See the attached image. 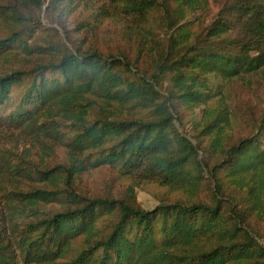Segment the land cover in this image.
Masks as SVG:
<instances>
[{"label":"trees","instance_id":"1","mask_svg":"<svg viewBox=\"0 0 264 264\" xmlns=\"http://www.w3.org/2000/svg\"><path fill=\"white\" fill-rule=\"evenodd\" d=\"M208 1L103 2L98 14L130 19L120 32L135 41L131 56L87 43L83 24L62 36L43 27L45 0H0V59L19 49L22 61L0 71V129L35 130L68 154L53 167L7 164L53 189L13 192L31 214L0 216V264H264V108L228 141L232 112L224 96L211 103L210 83L264 71V0H214L210 24L195 23ZM39 30L50 33L32 46ZM201 106L194 144L176 124ZM104 165L181 195L146 209L132 187L79 194L75 178ZM50 202L59 206L39 208Z\"/></svg>","mask_w":264,"mask_h":264},{"label":"rangeland","instance_id":"2","mask_svg":"<svg viewBox=\"0 0 264 264\" xmlns=\"http://www.w3.org/2000/svg\"><path fill=\"white\" fill-rule=\"evenodd\" d=\"M103 2L106 3V0H91L88 7L85 4L79 5L80 2L77 0L72 3H69L68 0H62L58 9L52 11L50 10L51 7L48 10L49 0H45L40 11L41 24L43 27L55 28L61 36L64 28L72 30L83 24L85 25L84 28L89 30L87 32L82 31L84 32L82 35H86L87 43L97 45L104 52L115 51L118 45H122L127 48L128 54L132 56L135 50V41L125 34L127 38L132 40L127 45L124 35H121L120 32L123 30L122 25H128L130 19L122 16H106L105 13L98 14V6ZM206 8L205 13L197 12L191 19L200 25L202 23L204 25L210 24L219 7L214 0H209ZM61 9L62 11H60ZM255 32L258 35L264 34V27H258ZM48 33L50 31H37L30 44L32 46L38 45L42 35L46 38ZM54 36L56 37L55 34ZM20 54L18 49L16 56L0 59V71L11 66H21ZM210 83L217 94L211 103H214L217 97L224 96V100L232 112L230 122L224 129L225 137L228 141H234L239 137L247 136V133L252 130V122L264 108V71H258L253 76V80L246 83L239 79L225 80L220 76H210ZM202 107H197L192 113H189L183 125L176 124L179 131L187 135L194 144H196L195 135L199 128L193 124L191 118L199 120ZM0 153L2 154L0 156V216L6 218L11 206L12 209L18 210H22L26 206L24 218H27L31 214L28 210L30 205H25L26 201L15 196L13 192L30 191L37 187L49 189H53V187L47 182L39 184L28 181L24 179L21 172L8 168L7 164L16 163L15 157L18 156L25 166L35 164L40 167L44 165L53 167L58 163L67 162V151L57 141L49 139L35 130L2 128L0 129ZM4 157L9 159L8 163H5ZM128 187L133 188L137 201L146 209L157 205L159 199H173L174 196L181 195L179 191L162 186L158 182L147 180L137 174H122L118 168L107 165L84 171L75 178L76 191L88 196H118ZM56 206H59L56 202L39 204V208L44 211Z\"/></svg>","mask_w":264,"mask_h":264}]
</instances>
